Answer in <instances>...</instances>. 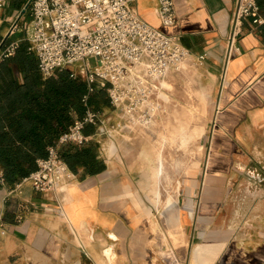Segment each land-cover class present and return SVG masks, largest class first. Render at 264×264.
<instances>
[{"label": "crops", "instance_id": "0c3cea01", "mask_svg": "<svg viewBox=\"0 0 264 264\" xmlns=\"http://www.w3.org/2000/svg\"><path fill=\"white\" fill-rule=\"evenodd\" d=\"M24 6L25 0H8L0 7V37ZM131 6L140 19L177 37L194 57L204 54L200 64L218 82L201 196L195 212L190 202L186 212L177 211L179 230L181 225L192 229L178 248V259L171 249L167 261L145 259L144 247L129 244L144 220L142 197L120 166L110 163L113 153L98 147L105 170L74 174L63 192L43 194L28 182L9 188L0 181V264H264V41L259 26L246 24L229 51L235 0H174L176 21L168 27L158 19L157 0H131ZM23 18H29L28 11ZM19 37L15 33L9 39ZM98 135L95 128L91 136ZM241 175L255 188L250 199L231 195ZM144 187L140 181L139 189ZM148 198L157 202L159 196ZM18 204L27 209L19 222Z\"/></svg>", "mask_w": 264, "mask_h": 264}, {"label": "built area", "instance_id": "2783aa9c", "mask_svg": "<svg viewBox=\"0 0 264 264\" xmlns=\"http://www.w3.org/2000/svg\"><path fill=\"white\" fill-rule=\"evenodd\" d=\"M7 1L0 0V7ZM24 11H28V19L23 18ZM24 11L16 14L9 31L0 37V64L26 43L44 78L77 65L80 71L72 74L80 75L87 84L84 105L91 93L104 89L110 107L138 122H150L158 110L156 98L163 78L191 58L199 62L205 58L204 54L194 57L177 37L140 19L131 0H25ZM157 16L163 26L173 25L174 0H157ZM262 22L257 0H235L229 51L246 24L256 27ZM15 33L21 37L9 39ZM90 58L97 61L93 69L88 64ZM101 115L87 108L60 135L57 144L48 147L47 157L37 160L36 170L15 187L28 182L43 194L63 192L74 174L61 160L58 149L65 144L84 145L91 138L84 133L85 127L92 125L98 132L104 125ZM0 181L4 183L2 177ZM25 210V205H17V222L23 219Z\"/></svg>", "mask_w": 264, "mask_h": 264}, {"label": "rangeland", "instance_id": "374dc122", "mask_svg": "<svg viewBox=\"0 0 264 264\" xmlns=\"http://www.w3.org/2000/svg\"><path fill=\"white\" fill-rule=\"evenodd\" d=\"M88 64L93 69L97 61L90 58ZM68 69L80 71L77 65ZM158 87L159 107L150 122H138L121 110L107 108L101 112L104 125L99 135L90 139L104 152L113 153L110 163L120 166L125 180H131L142 197L144 220L139 222L129 244L144 247L143 258L163 262L172 259L170 249L178 259V248L185 243V234L192 230L186 231L182 225L179 230L177 211L186 212L190 202L195 212L201 196L218 82L199 61L191 58L163 78ZM246 178L239 177L232 197L250 199V191L255 188L248 187ZM140 181L144 189H139ZM148 196L159 199L153 202Z\"/></svg>", "mask_w": 264, "mask_h": 264}, {"label": "trees", "instance_id": "16d2710c", "mask_svg": "<svg viewBox=\"0 0 264 264\" xmlns=\"http://www.w3.org/2000/svg\"><path fill=\"white\" fill-rule=\"evenodd\" d=\"M257 4L263 18L258 26L264 41V0H257ZM86 93L85 80L69 69L44 78L26 43L0 64V172L6 186L14 188L34 172L37 160L47 157L48 147L55 146L87 108L100 113L111 108L104 89H96L84 105L82 97ZM94 129L87 125L84 133L92 135ZM97 150V143L90 139L82 146L62 145L58 152L73 174L92 176L106 168Z\"/></svg>", "mask_w": 264, "mask_h": 264}]
</instances>
